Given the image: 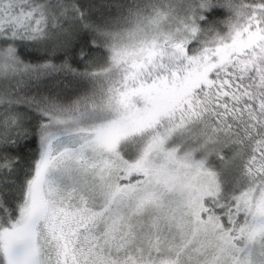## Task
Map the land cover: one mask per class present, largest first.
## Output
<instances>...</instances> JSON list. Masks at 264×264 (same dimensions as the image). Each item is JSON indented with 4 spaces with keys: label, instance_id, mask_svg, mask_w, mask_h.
Segmentation results:
<instances>
[{
    "label": "snow or ice",
    "instance_id": "snow-or-ice-1",
    "mask_svg": "<svg viewBox=\"0 0 264 264\" xmlns=\"http://www.w3.org/2000/svg\"><path fill=\"white\" fill-rule=\"evenodd\" d=\"M0 264H264V0H0Z\"/></svg>",
    "mask_w": 264,
    "mask_h": 264
}]
</instances>
